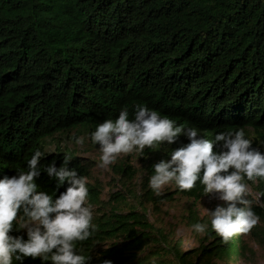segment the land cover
<instances>
[{"label":"trees","instance_id":"obj_1","mask_svg":"<svg viewBox=\"0 0 264 264\" xmlns=\"http://www.w3.org/2000/svg\"><path fill=\"white\" fill-rule=\"evenodd\" d=\"M136 104L196 127L209 140L243 129L264 151V0H0V175L26 170L37 148L47 154L41 166L71 157L70 167L87 180L97 226L83 242L90 264H219L253 257L243 235L224 244L209 227L196 248L183 250L180 240L149 220L146 203L156 209L175 194L193 202L207 196L199 182L162 196L147 187L151 165L176 144L144 150L141 193L128 156L115 163V189L104 200L101 185L89 179L92 161L57 140L94 130L125 107L131 118ZM50 141L54 149L47 148ZM37 183L55 198L53 180L42 173ZM245 183L260 194L262 204L247 197L259 217L249 234L264 249V179ZM184 218L190 226L208 221L194 206Z\"/></svg>","mask_w":264,"mask_h":264},{"label":"clouds","instance_id":"obj_2","mask_svg":"<svg viewBox=\"0 0 264 264\" xmlns=\"http://www.w3.org/2000/svg\"><path fill=\"white\" fill-rule=\"evenodd\" d=\"M100 153L97 167L108 169L121 155L144 154L146 148L179 146L167 151L151 167L147 187L162 196L166 186L190 191L203 185V193L221 201L205 208L208 221L196 222L192 230L201 236L209 227L228 244L246 235L258 223L253 201L248 199L245 179H264V151L253 147L243 129L218 132L209 140L196 127H187L147 105L136 104L131 112L120 109L115 119H105L89 133ZM187 142H181V137ZM84 144V137L74 138ZM46 153L37 148L26 170L0 175V264H24L27 258L40 264H90L83 242L96 231L87 180L70 167L65 155L41 166ZM45 174L56 184L55 198L37 183ZM63 189V190H61ZM101 264H112L104 260Z\"/></svg>","mask_w":264,"mask_h":264},{"label":"rangeland","instance_id":"obj_3","mask_svg":"<svg viewBox=\"0 0 264 264\" xmlns=\"http://www.w3.org/2000/svg\"><path fill=\"white\" fill-rule=\"evenodd\" d=\"M93 129L89 130H83L80 131L81 133L78 135L80 137H84V144L79 145L75 143V139L73 136V133L70 131L69 135L62 136L57 135V140L61 142V147L64 148L65 146L73 149V151L81 155L85 158H88L92 161L93 165L90 169V175L89 179L98 182L101 185L102 193L101 196L104 200L107 198V192L112 188V190L115 189V187L112 186L111 183H113L112 178L114 177V171H113V165H111L108 169H101L97 167L96 162L99 159V151L98 146L93 144L91 142L89 133ZM251 131V130H249ZM250 137H252V134H250ZM179 146V144H176ZM168 146V145H166ZM47 148L54 149L55 146L50 141ZM48 150V149H47ZM126 156H128V161L130 164H132L135 168H137V176L134 180L137 184V190H140L139 193L142 192L141 188H138L139 183L143 180V177L147 175V171L144 169V165L146 162H143L140 158L142 156L138 153H131L127 155H121L116 161L120 162L122 161ZM144 158V157H143ZM152 158V157H151ZM153 159H156L153 157ZM174 187L172 186H166L164 191L166 190H173ZM248 194L255 195L256 202L259 204H262L261 198L258 197V192L255 191L252 187L248 186ZM221 203V201L213 198L210 195L201 197L199 200L193 202L192 199L178 196L175 194L174 198L168 201H163L158 205V207L155 209L152 207L151 203L147 204V216L150 221H152L155 225L163 228L165 231L170 233V236L174 240H180L181 247L183 250L196 248L200 244V236L196 234L190 225L186 223V219L184 216L187 213V208L190 206H194L197 214L202 217L204 216L206 219L208 217L204 215L205 208L208 209H214L215 206ZM244 240L248 243L250 247L254 250V256L249 258H241L236 263H223L219 262V264H264V249H262L257 242L250 237V234L243 235Z\"/></svg>","mask_w":264,"mask_h":264},{"label":"built area","instance_id":"obj_4","mask_svg":"<svg viewBox=\"0 0 264 264\" xmlns=\"http://www.w3.org/2000/svg\"><path fill=\"white\" fill-rule=\"evenodd\" d=\"M258 197L260 198V194L258 193Z\"/></svg>","mask_w":264,"mask_h":264}]
</instances>
